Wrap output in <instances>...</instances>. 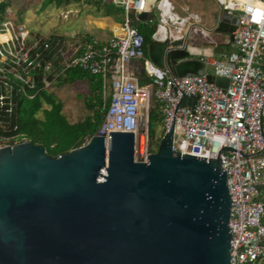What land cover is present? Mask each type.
I'll return each mask as SVG.
<instances>
[{"label": "water", "instance_id": "water-1", "mask_svg": "<svg viewBox=\"0 0 264 264\" xmlns=\"http://www.w3.org/2000/svg\"><path fill=\"white\" fill-rule=\"evenodd\" d=\"M236 26L221 10L214 30L232 40ZM147 54L177 77L227 84L184 40H151ZM172 134L145 160L129 131L94 133L57 157L28 139L1 145L0 264H230L226 172L174 152Z\"/></svg>", "mask_w": 264, "mask_h": 264}, {"label": "built area", "instance_id": "built-area-1", "mask_svg": "<svg viewBox=\"0 0 264 264\" xmlns=\"http://www.w3.org/2000/svg\"><path fill=\"white\" fill-rule=\"evenodd\" d=\"M100 1L122 10L118 31L104 40L50 39L33 34L11 14L0 20V146L29 140L12 123L17 107L50 90L63 71L77 67L101 75L103 87L110 90L95 133L107 137L108 131L132 132L134 154L140 150L145 160L150 153L148 109L154 98L163 131L173 127L172 150L217 158L226 172L230 264H264V22H254L244 11L264 7V0H214L220 10L237 17L233 38L227 41L231 49L197 58L206 73L227 79L225 87L204 76L177 77L156 66L132 25L141 20L139 13L150 10L155 20L152 40L205 37L198 14L187 7L179 11L173 0ZM139 69L149 78L144 85L138 84ZM139 130L143 132L137 136Z\"/></svg>", "mask_w": 264, "mask_h": 264}, {"label": "trees", "instance_id": "trees-1", "mask_svg": "<svg viewBox=\"0 0 264 264\" xmlns=\"http://www.w3.org/2000/svg\"><path fill=\"white\" fill-rule=\"evenodd\" d=\"M60 5L70 3H84L95 6L102 11V15H110L115 21L121 22L122 10L115 7L108 1L100 0H47ZM14 7L11 0H0V20L11 14ZM12 15V14H11ZM154 22L148 20H133L132 25L142 35L144 41V53L147 56V45L152 40L151 34L154 31ZM50 35L46 38H54ZM85 34L82 40L90 39ZM226 48L229 44L226 43ZM138 84L144 85L149 82L147 75L141 71L137 75ZM81 82L85 84L87 92L79 93L78 98L83 102L87 111L85 116L77 121H69L62 112V104L54 91L55 87L65 84ZM50 90H44L35 99L22 101L15 111L12 123L16 130L23 132L34 144L40 145L44 152L57 157L72 148L85 143L97 130L102 121L103 114L110 100V90L103 87L102 77L99 74H91L80 68H68L57 76ZM41 113V114H40ZM264 132V125H263ZM163 134L162 115L158 108L157 101L152 98L148 109L147 136L148 151L157 150L158 141Z\"/></svg>", "mask_w": 264, "mask_h": 264}, {"label": "rangeland", "instance_id": "rangeland-1", "mask_svg": "<svg viewBox=\"0 0 264 264\" xmlns=\"http://www.w3.org/2000/svg\"><path fill=\"white\" fill-rule=\"evenodd\" d=\"M179 6L184 5L186 0H173ZM211 1V2H209ZM13 11L11 14L16 20L22 22L33 34L61 36L71 41H81L85 30L101 29L104 27L99 21L103 16L101 10L95 6L84 3L56 4L47 0H11ZM189 7L192 11L200 10L198 7L207 9V5H216L213 0H196ZM189 9V10H190ZM210 41V39H208ZM206 44V42H205ZM210 70V67H207ZM54 87L52 86L51 89ZM54 91L62 104V112L69 121L82 119L87 113L83 102L78 94L87 92L85 84L76 82L55 87ZM41 114V113H40ZM164 132V131H163Z\"/></svg>", "mask_w": 264, "mask_h": 264}, {"label": "crops", "instance_id": "crops-1", "mask_svg": "<svg viewBox=\"0 0 264 264\" xmlns=\"http://www.w3.org/2000/svg\"><path fill=\"white\" fill-rule=\"evenodd\" d=\"M186 1L187 2L181 6L176 4V7L179 11H181V9L184 7H187L188 9H190L189 7L192 6L191 4L192 0H186ZM193 3L195 4L196 0H194ZM207 7L208 8L205 10L203 9V6L198 7L200 8V10L197 9L195 11H192L190 9V11L199 15L201 19L200 22L207 32L205 37H200L199 35H191V36L188 35L186 40H184L185 45H187L189 49L196 54V57L201 54L221 55L231 49L230 45L228 46V48H226V45H225L227 41L230 39L229 34L216 32L214 30V27L216 26L218 18H219V14L221 12L217 3L216 5L209 4L207 5ZM153 12L154 11L147 10L146 18L143 20L150 21L154 19ZM101 19L102 20L99 22L102 25H104V27H102L101 29H94V30H88V31L85 30V34L90 35L92 38H95L98 40H104L108 38L113 32L118 31L119 22L115 21V19L112 16L103 15ZM208 39H210V41ZM140 72L141 70L136 71V75H138Z\"/></svg>", "mask_w": 264, "mask_h": 264}, {"label": "clouds", "instance_id": "clouds-1", "mask_svg": "<svg viewBox=\"0 0 264 264\" xmlns=\"http://www.w3.org/2000/svg\"><path fill=\"white\" fill-rule=\"evenodd\" d=\"M244 11L250 13L251 18L254 22L257 23L264 22V7L248 6L244 9Z\"/></svg>", "mask_w": 264, "mask_h": 264}, {"label": "bare ground", "instance_id": "bare-ground-1", "mask_svg": "<svg viewBox=\"0 0 264 264\" xmlns=\"http://www.w3.org/2000/svg\"><path fill=\"white\" fill-rule=\"evenodd\" d=\"M143 127H144V125L142 126V129H143ZM142 132H143L142 130H139V131L136 133V135L139 136L140 133H142Z\"/></svg>", "mask_w": 264, "mask_h": 264}]
</instances>
